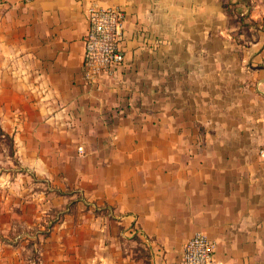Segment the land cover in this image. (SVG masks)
<instances>
[{
  "label": "crops",
  "instance_id": "0c3cea01",
  "mask_svg": "<svg viewBox=\"0 0 264 264\" xmlns=\"http://www.w3.org/2000/svg\"><path fill=\"white\" fill-rule=\"evenodd\" d=\"M93 4L125 11V63L90 82ZM242 9L0 0V138L36 176L34 217L57 214L37 264H180L198 232L217 264H264V0Z\"/></svg>",
  "mask_w": 264,
  "mask_h": 264
},
{
  "label": "rangeland",
  "instance_id": "374dc122",
  "mask_svg": "<svg viewBox=\"0 0 264 264\" xmlns=\"http://www.w3.org/2000/svg\"><path fill=\"white\" fill-rule=\"evenodd\" d=\"M248 3L249 0H224L232 18L241 21L243 25L248 23L245 18H248L250 11L246 10L244 14L242 7L248 9ZM35 179L34 172L21 169L14 153L13 139L0 138V244L11 242L13 251L14 248L18 251L12 256H18L24 261L23 264L38 263L41 239L46 237V231L49 232V223L57 217V214L48 218L34 217L33 210L37 203L31 199L36 189ZM9 181L11 184H8ZM25 183L28 187H24ZM25 188H28V192L21 196L20 192ZM26 197L29 203L21 202ZM5 209L8 210L6 213Z\"/></svg>",
  "mask_w": 264,
  "mask_h": 264
},
{
  "label": "built area",
  "instance_id": "2783aa9c",
  "mask_svg": "<svg viewBox=\"0 0 264 264\" xmlns=\"http://www.w3.org/2000/svg\"><path fill=\"white\" fill-rule=\"evenodd\" d=\"M125 19V11L121 8H105L97 4L89 8V28L85 35L83 63L87 81L94 82L100 77L112 76L125 63ZM180 264H217L215 243L205 233H196L186 242Z\"/></svg>",
  "mask_w": 264,
  "mask_h": 264
},
{
  "label": "trees",
  "instance_id": "16d2710c",
  "mask_svg": "<svg viewBox=\"0 0 264 264\" xmlns=\"http://www.w3.org/2000/svg\"><path fill=\"white\" fill-rule=\"evenodd\" d=\"M48 228L50 229V228H51V225H50V226H48ZM48 234H49V232H48V231H46V232H45V236H48Z\"/></svg>",
  "mask_w": 264,
  "mask_h": 264
}]
</instances>
